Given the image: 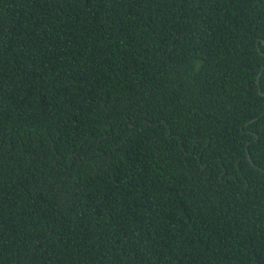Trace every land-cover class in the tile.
<instances>
[{"label": "trees", "instance_id": "obj_1", "mask_svg": "<svg viewBox=\"0 0 264 264\" xmlns=\"http://www.w3.org/2000/svg\"><path fill=\"white\" fill-rule=\"evenodd\" d=\"M0 264H264V0H0Z\"/></svg>", "mask_w": 264, "mask_h": 264}, {"label": "water", "instance_id": "obj_2", "mask_svg": "<svg viewBox=\"0 0 264 264\" xmlns=\"http://www.w3.org/2000/svg\"><path fill=\"white\" fill-rule=\"evenodd\" d=\"M248 159H249V161H250L251 163H253L252 158L250 157L249 152H248ZM260 169H262V168H260Z\"/></svg>", "mask_w": 264, "mask_h": 264}]
</instances>
